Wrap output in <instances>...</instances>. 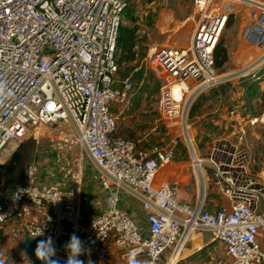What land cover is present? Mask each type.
<instances>
[{
	"label": "built area",
	"instance_id": "1",
	"mask_svg": "<svg viewBox=\"0 0 264 264\" xmlns=\"http://www.w3.org/2000/svg\"><path fill=\"white\" fill-rule=\"evenodd\" d=\"M129 1L0 0V164L5 148L21 143L34 127L72 130L95 169L100 191L108 195L105 209L86 220L80 187L70 191L57 184L44 187L39 182L40 168L32 163L0 210V230L10 224L11 238L20 242L25 235L40 239L51 235L56 241L55 258L63 261L68 253L61 247L76 234L84 244L85 252L79 257L84 264H102L110 240L126 251L131 263L141 258L140 264H159L171 248L169 262L184 237L177 253L194 234L208 233L225 247L228 264H264V248L258 241L259 231H264V186L248 174L245 154L231 152L225 142L216 143L208 162L198 158L186 138L190 135L184 120L194 93L226 81L214 68V53L230 14L242 1L257 3L193 0L198 19L189 45L149 50L148 58L163 80L161 118L167 127H180L193 153L191 165L203 196L192 205L178 202L177 181L156 182L160 169L174 162L177 140L140 149L138 142L118 134L120 114L110 112L113 103L131 98L132 79L141 69L116 78V44ZM257 5L264 16V6ZM242 33L245 40L260 37L264 21L244 27ZM261 60L239 76L247 77ZM205 180L215 184L228 206L206 208ZM122 197L139 206L143 226L118 207ZM25 205L38 209L39 223L24 219Z\"/></svg>",
	"mask_w": 264,
	"mask_h": 264
},
{
	"label": "rangeland",
	"instance_id": "2",
	"mask_svg": "<svg viewBox=\"0 0 264 264\" xmlns=\"http://www.w3.org/2000/svg\"><path fill=\"white\" fill-rule=\"evenodd\" d=\"M250 1L264 6V0ZM257 4L248 5L247 2L242 1L236 7V10L230 14L229 24L221 38L230 59L226 68L217 71L222 77L232 80L234 76H237V74L234 75L237 71L255 62L263 53L264 45L256 47L257 44L255 43V45L249 44L243 38L242 33L244 27L264 21L262 11ZM128 12L131 18H123L122 25L130 27L135 25L137 27L136 35L139 40L136 47L137 61L133 64L120 66L118 79L126 78L136 67L141 69L135 73L132 79L134 92L131 98L126 102L118 100L112 104V110L120 114L118 132L119 134L124 133V135L121 134L123 137L137 142L138 139L144 138L149 133V129L153 127L152 133L141 142H138V148L140 149H150L154 146L163 147L171 140L176 139L178 146L176 148V158L172 164L177 167L185 164L183 169L179 168L177 170L178 172L183 170L187 175H170V170L164 169L159 171L158 180L165 181L161 177L170 175L171 178L168 181H177L179 185L177 186L178 202H181L180 200L183 198L182 201L193 205L203 194H200L199 180L192 169L193 153L186 138L191 139L198 158L208 162L216 142L218 140L223 142L225 137L230 138L231 132H235L233 129L226 134L227 125H229V129L230 127H244L240 118L237 117L239 108H236L237 106L232 107L230 100L232 84L230 81H225L208 90L194 93L189 98V111L184 120H186V125L189 127L187 133L190 136L185 138L180 127H167L168 123L161 118L158 110L163 80L155 72V64L148 58V54L154 46L177 45L187 47L189 45L198 19L193 0H133L128 7ZM260 38L261 42L258 43L264 44V33L261 34ZM236 101H239V98H236ZM231 110L234 112L233 115L229 113ZM231 116L233 117L231 118ZM230 121L234 125L231 126ZM250 125L252 124L250 123ZM214 127L218 128L216 133L213 130ZM53 129L49 126L40 125L30 129L28 136L21 143H10L5 148L4 155L6 154V158L0 164V172L10 164L12 157L19 154L22 147H24L23 157L26 158V162L28 161L27 165L35 163L40 168L39 182L42 186L45 187L53 183L67 191L80 187L81 197L85 199L83 201L85 207L83 214L87 220H90L95 217L93 212L96 208L103 209L107 195L100 191V187L94 179L95 169H93L87 155L81 152L74 131L60 129L63 133L56 132ZM135 134L138 136L135 137ZM252 165L249 167L252 175L264 171V168L260 171L256 164ZM87 166H90V169H87ZM204 170L208 172L207 167H204ZM172 171L176 173L175 169ZM14 172L13 165H9L7 182L3 183L0 177V191L3 197L11 193L14 187L11 178ZM1 175L3 173H0ZM254 179L264 186V178ZM206 183V208L210 209L209 206L214 207L216 203L228 206L229 203L219 193L215 184L211 180L206 181ZM129 207L124 205L122 209L127 211ZM216 208L214 207V209ZM136 209L135 211H137ZM35 210L38 211V209ZM110 235L113 238V233H110ZM9 244L14 243L9 242ZM61 250L66 252L64 246L61 247ZM170 251L171 248L164 252V259ZM212 255L213 259L210 263L207 259H204L205 264H226L225 254L221 250H218L217 256L214 251ZM9 256L12 259L11 261L4 262L1 257L0 263L31 264L30 258L25 255L24 257L15 255L14 251ZM167 262L160 261L159 264H167Z\"/></svg>",
	"mask_w": 264,
	"mask_h": 264
},
{
	"label": "crops",
	"instance_id": "3",
	"mask_svg": "<svg viewBox=\"0 0 264 264\" xmlns=\"http://www.w3.org/2000/svg\"><path fill=\"white\" fill-rule=\"evenodd\" d=\"M260 58L262 59L261 60L262 64L257 68H255L254 70L249 71L250 74L247 77H240L239 74L251 64L245 68L243 67L244 68V69L242 68L243 70L241 69L240 71H237L234 74V75L237 74V76H234L232 80L226 77L227 78L226 81L227 82L230 81V83L232 84L231 87L232 93L230 94L232 107L237 106L236 108H239L237 111L239 115H237V117L240 118V120L242 121L241 123L243 124L244 127H236V128L230 127L229 129V125H227L228 130H225L226 134L229 132V130H233V129L235 130V132H231V137H230L231 139L229 137H225L223 139V142H225V144L229 147L231 152L240 151L245 154L246 170L249 175H251L253 178L263 179L264 171L262 170L264 168V50ZM236 98H239V101H236ZM229 113L232 115L234 114L233 110H231V112ZM232 117L233 116H231V118ZM253 119H257L258 121L253 125H250ZM229 124H231V126L234 125L232 122ZM51 128H54L56 132H63L55 126H52ZM217 129H218L217 127H214L215 133L217 132ZM149 130H148L149 133H147L144 136V138L150 135L154 130V128L151 127ZM121 134L124 135V133ZM128 135L130 136V134ZM136 136L138 135L135 134V137ZM144 138L138 139L137 142H141ZM218 141L220 142L222 140H218ZM5 158H6V154L4 155V160ZM251 164H253L252 166L256 164L257 168H259V170L262 172H260V174L256 173V175H252L249 171V167ZM176 167L177 166H174L171 163L169 165H164L160 170H164V169L170 170L171 172L170 175H176V174L177 175L181 174L182 176L187 175V173H184L183 170L181 172H178L177 170L179 168L183 169V167H185V164L183 166H178L177 168ZM174 169L176 170V173L172 171ZM0 173H3V175L0 176L2 178V182L6 183L7 177L9 176L7 174V171L5 173L3 171ZM24 175L25 173L22 174L19 171H15L14 174L11 175V178L13 179V183H14L13 189H15L17 186L22 184ZM170 175H165L163 178L161 177V179L165 181L158 180V176H157L156 177L157 184L170 183V181H168V179L171 178ZM13 189L11 193H8L6 195V197H3L0 191V210L3 209L4 206L6 205L10 195L14 191ZM80 197H81V193H80ZM107 197L104 200V204L102 207L103 209L101 210V208L100 209L96 208L95 212H93L95 216L105 209V204H106L105 201ZM84 200L85 199H83L82 197L80 198L82 214L84 213L85 210L83 204ZM182 200L184 199L181 198L180 203H186L185 201ZM124 205L130 206L127 212H129L130 216L137 223L143 225V221H142L143 215L140 211L139 206L129 198L122 197L119 203V207L122 208V206ZM222 205L224 204L216 203L214 207L216 208L217 206H222ZM214 207L209 206L210 210H215ZM135 208H137L136 209L137 211H135ZM24 213H25L24 219L27 222L37 224L41 221L40 212L36 211L34 208L25 205ZM83 216L85 215L83 214ZM11 228H12L11 225L7 224L0 230V258L2 257L1 259H4V262L7 263L12 260L9 256L12 251H14L15 255H20L24 257L23 252L18 248L20 241H15L11 238V234H10ZM258 241L261 247L264 248V231H259ZM9 242L10 243L12 242L14 244L11 245L9 244ZM109 245H110L109 255L102 264H140L141 263L142 260L141 258H137L134 263H131L130 258L127 255L126 251L124 249H120L116 247L113 244L112 240H110ZM179 248L180 247H178V249ZM178 249L176 250V253L172 257L171 261H169L167 264H170L171 262H173L174 264H205L204 259H207L208 262L210 263L211 259H213V255H212L213 251L216 252V256H217L218 250H221L222 253L225 254L224 259L226 260V262L229 261V257L226 255L225 247L223 246V244L213 240L210 234L208 233L194 234L190 239H188L185 242L184 246L181 248L179 253H177ZM171 252L172 250L170 251L169 255L166 257V259H164V255H162L160 261L166 263L171 256ZM6 253L8 254L6 255Z\"/></svg>",
	"mask_w": 264,
	"mask_h": 264
},
{
	"label": "trees",
	"instance_id": "4",
	"mask_svg": "<svg viewBox=\"0 0 264 264\" xmlns=\"http://www.w3.org/2000/svg\"><path fill=\"white\" fill-rule=\"evenodd\" d=\"M132 1L133 0H130L128 2V5L123 13V18L125 17H127L128 19L131 18L128 12V7ZM136 32H137V27L135 25L131 27L122 25L120 27L119 36H118L117 44H116V54H115V59H116L118 68L123 65L133 64L137 61L138 53L136 51V47H137L139 40L137 39ZM228 64H229V56H228L227 50L223 46V43L220 41L214 53V68L216 71H218L223 68H226ZM118 74H119V71L116 75L117 79L119 78ZM110 112L111 114H117L116 112L112 110V107L110 109ZM144 149H147V148H144ZM141 226L143 225L141 224ZM229 262H230V258H229V261L226 262V264H228Z\"/></svg>",
	"mask_w": 264,
	"mask_h": 264
},
{
	"label": "clouds",
	"instance_id": "5",
	"mask_svg": "<svg viewBox=\"0 0 264 264\" xmlns=\"http://www.w3.org/2000/svg\"><path fill=\"white\" fill-rule=\"evenodd\" d=\"M0 218H3V216H0ZM43 235L44 233L41 229L40 236ZM64 248L68 253L64 264H84V261L79 259V257L85 252L84 244L76 234H72L69 237ZM56 253V241L53 236L48 235L46 238L40 239L36 242L35 256L41 261V264H60V260L55 258ZM88 264H91V261H89Z\"/></svg>",
	"mask_w": 264,
	"mask_h": 264
},
{
	"label": "water",
	"instance_id": "6",
	"mask_svg": "<svg viewBox=\"0 0 264 264\" xmlns=\"http://www.w3.org/2000/svg\"><path fill=\"white\" fill-rule=\"evenodd\" d=\"M18 154L13 156L9 165H13L14 168V161L18 158ZM5 166L3 172L5 173L8 169V166ZM87 169H90V166H87ZM40 240V238H30L28 235H25L22 241L19 243L18 248L23 252V254L32 260L31 264H41V261L35 256V247L36 242ZM60 260V264H64V261Z\"/></svg>",
	"mask_w": 264,
	"mask_h": 264
},
{
	"label": "flooded vegetation",
	"instance_id": "7",
	"mask_svg": "<svg viewBox=\"0 0 264 264\" xmlns=\"http://www.w3.org/2000/svg\"><path fill=\"white\" fill-rule=\"evenodd\" d=\"M24 152V147H22L21 152L18 154V158L15 159L14 161V170L15 171H19L22 174L26 171L27 168V162H26V158L23 157V153Z\"/></svg>",
	"mask_w": 264,
	"mask_h": 264
},
{
	"label": "bare ground",
	"instance_id": "8",
	"mask_svg": "<svg viewBox=\"0 0 264 264\" xmlns=\"http://www.w3.org/2000/svg\"><path fill=\"white\" fill-rule=\"evenodd\" d=\"M244 38V37H243ZM246 42H248L249 44H257L258 42H261V38L259 37V38H257L256 36H254V37H251L249 40L247 39L246 40ZM254 44V45H255ZM257 46V45H256ZM184 238H186V237H184ZM184 238H183V240H184ZM183 240H182V242L180 243V245L183 243ZM180 245H179V247H180ZM171 264V263H170Z\"/></svg>",
	"mask_w": 264,
	"mask_h": 264
}]
</instances>
